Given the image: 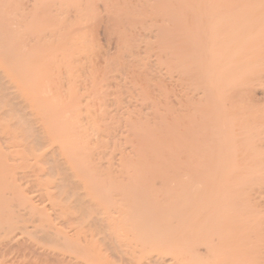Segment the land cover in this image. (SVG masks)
<instances>
[{
  "label": "bare ground",
  "instance_id": "bare-ground-1",
  "mask_svg": "<svg viewBox=\"0 0 264 264\" xmlns=\"http://www.w3.org/2000/svg\"><path fill=\"white\" fill-rule=\"evenodd\" d=\"M0 264H264V0H0Z\"/></svg>",
  "mask_w": 264,
  "mask_h": 264
}]
</instances>
